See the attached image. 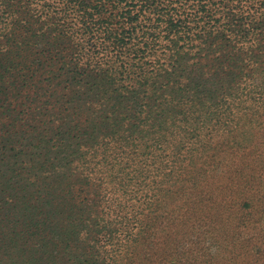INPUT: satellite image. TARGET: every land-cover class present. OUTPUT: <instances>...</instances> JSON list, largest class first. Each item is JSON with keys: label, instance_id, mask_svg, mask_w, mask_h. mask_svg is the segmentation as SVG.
<instances>
[{"label": "trees", "instance_id": "obj_1", "mask_svg": "<svg viewBox=\"0 0 264 264\" xmlns=\"http://www.w3.org/2000/svg\"><path fill=\"white\" fill-rule=\"evenodd\" d=\"M0 264H264V0H0Z\"/></svg>", "mask_w": 264, "mask_h": 264}]
</instances>
